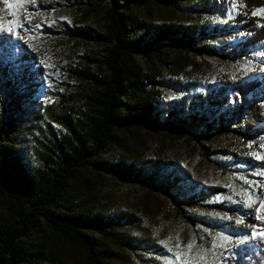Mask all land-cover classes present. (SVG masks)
I'll return each mask as SVG.
<instances>
[{
    "label": "rangeland",
    "instance_id": "1",
    "mask_svg": "<svg viewBox=\"0 0 264 264\" xmlns=\"http://www.w3.org/2000/svg\"><path fill=\"white\" fill-rule=\"evenodd\" d=\"M208 1L221 9L215 13H194L183 4L174 13L157 7L133 8L130 12L135 19L152 25L205 26L218 31L215 38L207 41L214 53H201L198 47L188 52L169 51L167 62L180 60L185 65L179 76H174L173 66L137 58L145 73L156 72L161 80L175 79L181 83V89H159L157 120L165 121L171 111L177 112L179 122L184 125L182 133L145 132L146 159L171 167L167 188L172 196L165 191L157 192L149 183L126 184L111 175L91 174L102 206L115 213L136 216L137 228L127 232L156 245L135 254L128 252L131 264H226L237 260L244 244L253 247L249 257L259 254V249L264 252V240L254 236L264 229V219L258 218L264 216L259 211L260 202L264 201V45L257 49L242 47L250 33L238 28L236 23L239 15H246L241 0ZM8 2L15 5L16 0ZM233 2L243 6L234 8ZM25 7L27 13L15 7L9 9L0 0V24L4 29L0 30V36L9 35L13 44L25 46L32 59L19 65L14 49L2 56L0 65L11 66L15 74L11 79L14 92L20 91L18 96L22 99L35 101L42 116L33 120L31 113L25 115L17 140L5 147L18 151L22 163H28L31 171L47 170L46 161L49 157L58 160L53 153H61V146L70 134L63 125L52 123L46 111L53 107L61 112L70 104L82 108L81 104L72 103L91 89L94 81L81 72L102 75L95 60L103 61L107 56L108 45L103 41L107 23L97 0H34ZM261 9L264 6L249 16L264 19L254 14ZM17 18L23 26L13 24V31L8 32L9 22ZM187 55L191 60L189 65L183 60ZM16 69H20L18 75ZM254 80L261 82L260 88L242 100H234L227 93L229 98L223 102L222 97L211 94L217 86L230 90ZM11 91L0 81V113L7 105L13 119L19 120L9 105ZM204 95L214 101L213 106L206 99L204 104L196 102L193 110L192 98ZM208 112L214 117H228L227 132L200 141L191 130L200 135L203 125L194 117L196 113L207 115ZM96 159L115 164L119 162V153L109 149ZM148 173L152 177L156 172ZM156 175L163 182L168 179L163 173ZM214 189L221 192L212 194ZM200 195L198 201L189 202ZM6 197L0 191V204L6 202ZM6 217L0 205V218ZM193 241L195 245L189 252L187 245ZM74 258L78 264H86L79 253Z\"/></svg>",
    "mask_w": 264,
    "mask_h": 264
},
{
    "label": "trees",
    "instance_id": "2",
    "mask_svg": "<svg viewBox=\"0 0 264 264\" xmlns=\"http://www.w3.org/2000/svg\"><path fill=\"white\" fill-rule=\"evenodd\" d=\"M241 1L246 15H239L236 23L238 28L250 33L242 47L260 48L264 45V19L249 15L262 8L264 0ZM97 2L107 23L103 37L108 45L107 56L103 61L95 60L102 75L81 72L82 76L94 81L93 87L72 103L73 106L81 104L82 108L70 104L57 112L48 107L46 113L52 123L63 125L70 137L61 146L60 154L53 153L58 160L49 157L46 161L47 170L31 171L28 163H22L23 157L18 151L5 147V144L11 145L14 144L12 140H17L16 134L25 115L31 113L33 120L42 115L36 110L35 101L22 99L18 96L20 91L14 92L11 79L15 74L11 66L0 65V81L9 91L12 90L9 105L20 118L13 119L7 105L0 113V191L7 196L6 202L0 204L7 214L6 218H0V264H78L75 253H79L86 264H131L128 252L135 254L142 248L156 246L127 232L137 228L136 216L115 213L102 206L91 174L111 175L126 184L135 181L149 183L157 192L165 191L172 196L167 188L172 176L171 167L146 159L145 132L182 133L184 125L179 122L177 112L171 111L165 121L157 120L159 89H181V83L175 79L161 80L156 72L145 73L137 58L155 60L163 66L169 65V68L173 66L174 76H179L185 65L180 60L167 62L169 51L188 52L198 47L201 53H214L207 41L215 38L218 31L205 26L152 25L135 19L130 12L133 8L157 7L174 13L186 4L185 8L194 13H215L221 7L208 0ZM18 46L11 42L9 35H1L0 59L16 49L19 65L28 63L32 59L30 51L25 46ZM183 60L187 65L191 64L188 55ZM15 72L18 75L20 69ZM260 86L259 80L247 81L230 90L217 86L211 94L219 95L223 102L229 98L227 93L234 100H242ZM208 98L207 95L192 98V109L195 110L196 102L204 104L206 99L213 106L214 101ZM227 118L226 115L214 117L210 112L207 115L196 113L194 120L202 122V132L200 135L196 130L191 132L200 141L210 139L227 132ZM109 149L119 153V162L113 164L96 159ZM149 171L156 173L150 177ZM157 172L167 175L168 179L164 182L158 180ZM220 192L214 189L211 193ZM199 198L201 195L194 196L189 202ZM175 203H178L176 199ZM191 224L197 226L194 222ZM250 250V246L244 244L239 252L241 257L226 264H263L264 252L246 258Z\"/></svg>",
    "mask_w": 264,
    "mask_h": 264
},
{
    "label": "snow or ice",
    "instance_id": "3",
    "mask_svg": "<svg viewBox=\"0 0 264 264\" xmlns=\"http://www.w3.org/2000/svg\"><path fill=\"white\" fill-rule=\"evenodd\" d=\"M5 4L7 5V7L9 9H13L15 8H19L22 9L23 12L27 13V8L25 7L28 3L30 2H34V0H16L15 5L12 3H9L8 0H4ZM238 6H243V5H237L235 2H233V7H238ZM256 15H260V16H264V9L259 10L258 12L254 13ZM13 15H16V13H13ZM28 15H31V13H28ZM13 24H15L16 26L22 27L23 25L21 24V22L19 21V19L17 18L15 21H11L9 22V26L7 28L8 32H12L13 31ZM0 30H4L3 29V25L0 24ZM259 158V157H258ZM249 207H251V202H249L248 204ZM260 212L264 213V201L260 202ZM259 219H264V216H259ZM238 223H242V221H237ZM255 238L260 239V240H264V229H260L258 230L256 233H254ZM195 245V242L193 241L192 243H189L187 245V249L190 252L193 247ZM177 248H179V245H177ZM169 251H171V249H169ZM177 255H181V253H176ZM200 259L203 260V254L200 255Z\"/></svg>",
    "mask_w": 264,
    "mask_h": 264
}]
</instances>
